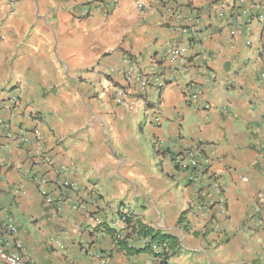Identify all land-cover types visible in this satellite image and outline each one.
I'll return each mask as SVG.
<instances>
[{
    "label": "crops",
    "instance_id": "crops-1",
    "mask_svg": "<svg viewBox=\"0 0 264 264\" xmlns=\"http://www.w3.org/2000/svg\"><path fill=\"white\" fill-rule=\"evenodd\" d=\"M263 37L264 0H0L4 250L28 264H264ZM127 57L159 94L125 76ZM138 224L178 251L127 254L116 240L149 243Z\"/></svg>",
    "mask_w": 264,
    "mask_h": 264
},
{
    "label": "built area",
    "instance_id": "built-area-1",
    "mask_svg": "<svg viewBox=\"0 0 264 264\" xmlns=\"http://www.w3.org/2000/svg\"><path fill=\"white\" fill-rule=\"evenodd\" d=\"M140 6H141V5H140ZM194 13H195V12H193V14H194ZM242 14H243L244 16H246L247 18H250V16H251V13L248 11V9H244V10H242ZM260 18H261V17H260ZM188 20H189V21H193V22L197 21V14L195 13L194 16H193V18H188ZM238 23H239V25H238L236 31H233L232 34H235V32H238L240 26L243 25V23L240 22V21H238ZM181 31H182V33H184V35H185L186 37H188V38H190V39L193 38L194 35H195V31H194V29H193L192 27H190V26H185V27H183V28L181 29ZM168 53H169V54L172 56V58H174V59H183V50L180 49V48H178V47H171ZM125 62H126V68H125V70H124V74H125V76H126L127 78H129V79H132L133 81H136L137 84L139 85V87H140L141 89H145L146 87L152 86V87L156 88L157 94H159L160 91L162 90V88L165 87V85H166L165 82L160 81V80L157 79V78H156L154 81H152L151 84H150V82H149L148 79H146V78H142V77L137 73V70H136V63H135L134 60H132L131 57H127V59H126ZM119 94H120V96L122 95L121 92H120ZM196 96H197V93L192 94V95H191V98L194 99ZM119 101H120V100H119ZM18 103H19V99H18L17 97L12 98V100H11V104H12V105H15V106H16ZM159 109H160V108H159V104L156 103V104L153 106L154 113L157 115V116H156V119H155L156 122H158V120H159V114H160ZM34 134H35L36 139L38 140V139H39L38 134H37L36 132H35ZM20 141H21V142H24V141H25V138H24V137H21V138H20ZM187 155H189V156L191 157V154H187ZM185 159H186V158H185ZM189 161H190L189 166H191L193 169H195V168L197 167V162L195 161L194 157H193V158H190ZM47 163H48L49 165H52V164H53L50 160H47ZM175 163H176L178 166H180V167H183V166H185V164H186V163H184V158H183L182 156H180V155H179V156H176ZM205 164H208V161H207V160L205 161ZM187 166H188V165H187ZM209 178L212 179L214 182H216L215 179H214L212 176L209 175ZM243 181H245V179H243ZM214 185H215V187H216V188L218 189V191H219V190H220V189H219V186H218L216 183H214ZM121 218H122V220H124V221L126 220V217H125V216H122ZM8 228H9L10 231H12V229H11L12 227H11V226H9ZM6 244H7V243L5 242V240H4L3 238L0 237V257L3 259V261L5 262V264H28V263H26L25 261H23L22 259H20L18 256L13 255V254H10V253H8L7 251H5V250H4V247L6 246ZM153 249H154V251H155L156 253H159V250H157V248L153 247Z\"/></svg>",
    "mask_w": 264,
    "mask_h": 264
},
{
    "label": "trees",
    "instance_id": "trees-1",
    "mask_svg": "<svg viewBox=\"0 0 264 264\" xmlns=\"http://www.w3.org/2000/svg\"><path fill=\"white\" fill-rule=\"evenodd\" d=\"M263 45H264V37H263ZM136 229L138 236L144 239H148L149 243L147 247H145L144 249L135 250L129 248L124 241L116 240L115 241L116 245L119 246L122 250H125L127 254L147 253L158 259L159 262L166 263L169 257L174 255L178 251V242L174 237L161 234L160 232L141 224H138ZM152 244L163 246V252L161 254L153 253L151 249Z\"/></svg>",
    "mask_w": 264,
    "mask_h": 264
}]
</instances>
